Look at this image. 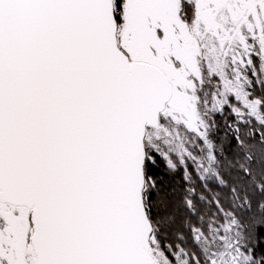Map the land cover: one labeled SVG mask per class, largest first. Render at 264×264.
<instances>
[{"label": "snow or ice", "instance_id": "1", "mask_svg": "<svg viewBox=\"0 0 264 264\" xmlns=\"http://www.w3.org/2000/svg\"><path fill=\"white\" fill-rule=\"evenodd\" d=\"M0 264H264V0H0Z\"/></svg>", "mask_w": 264, "mask_h": 264}, {"label": "trees", "instance_id": "2", "mask_svg": "<svg viewBox=\"0 0 264 264\" xmlns=\"http://www.w3.org/2000/svg\"><path fill=\"white\" fill-rule=\"evenodd\" d=\"M259 91H260V89L257 86L256 94H259ZM156 174L164 179L165 184H169V183H177L178 184L179 183V177H177L175 181H172L169 179V173L166 171L165 165H163L162 163H159L156 165Z\"/></svg>", "mask_w": 264, "mask_h": 264}, {"label": "rangeland", "instance_id": "3", "mask_svg": "<svg viewBox=\"0 0 264 264\" xmlns=\"http://www.w3.org/2000/svg\"><path fill=\"white\" fill-rule=\"evenodd\" d=\"M257 65H258V61H257ZM249 76H250V77L252 76L251 71H249ZM232 102L235 103V99H234V98H232ZM216 118H217V119H220L219 116H217ZM162 164H163V163H162ZM163 165H165V164H163ZM165 168H166V165H165Z\"/></svg>", "mask_w": 264, "mask_h": 264}]
</instances>
